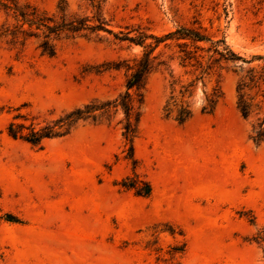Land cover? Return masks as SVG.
Here are the masks:
<instances>
[{"label": "rangeland", "instance_id": "374dc122", "mask_svg": "<svg viewBox=\"0 0 264 264\" xmlns=\"http://www.w3.org/2000/svg\"><path fill=\"white\" fill-rule=\"evenodd\" d=\"M14 4L99 15L112 33L61 37L51 57L35 37L0 38V264H264V141L251 139L264 130V0H0V28ZM137 26L208 40L154 50L165 64L147 76L132 155L120 111L41 147L8 133L123 92L126 69L110 66L143 47L113 33ZM179 44L199 47L185 66Z\"/></svg>", "mask_w": 264, "mask_h": 264}, {"label": "trees", "instance_id": "16d2710c", "mask_svg": "<svg viewBox=\"0 0 264 264\" xmlns=\"http://www.w3.org/2000/svg\"><path fill=\"white\" fill-rule=\"evenodd\" d=\"M93 1L94 0H92V3ZM12 9V16L15 22L12 25L2 26L0 28V38L9 37L10 42L13 44L18 43L22 46L25 40L35 37L38 39L37 47L40 49L41 54L50 57L56 52L55 40L61 37L98 36L101 31L112 33L111 30L106 27V23L101 16H67L65 7L60 5L57 6L60 13L57 19L53 15H48L46 12L30 4H14ZM113 35L118 41L138 44L143 47L141 55L134 58L132 62L125 59L123 61L114 62L112 66H110L115 69L125 67L127 73L123 92L110 100H91L82 106H78L64 113L53 121L46 123L39 129L31 127L25 134L13 130L14 124L10 123L8 126V133L14 137L19 136L33 146L41 147L44 138L67 134L79 121L90 120L92 122H99L103 119L109 120L112 115L120 111L122 113V119L119 123H121L122 136L129 144V155H132V140L136 134L137 124L141 115L140 105L143 100L147 76L157 66L165 64L163 60H158L160 53L153 54L154 50L161 43H163L165 47H169L170 43H167V40L174 42L178 40H189L191 44H196L201 41H206L208 38L199 30L187 27H178L174 31L166 32L158 36L149 32L146 28L137 26L136 28H126V31L113 33ZM185 45L186 44L183 43V46ZM178 46L181 48L179 50V52H181L179 55L181 65L185 66L187 65L186 60L197 57L194 55V52L199 49L198 46L194 45L195 50L193 53L182 48V44ZM213 51H216V49H213ZM172 58L173 57H170V59ZM186 91L187 88L181 86L179 90L181 97H184ZM190 95L189 92L187 96ZM208 104L212 108L214 102L209 100ZM238 108L244 117L248 115V105L245 101L239 100ZM204 109L205 107H203V110ZM176 111L175 119L179 123L186 121L191 116V109L187 101L182 102ZM251 139L256 144L264 141V130L260 125ZM145 185V190H139L140 192H138L147 195L150 193L151 188L148 184Z\"/></svg>", "mask_w": 264, "mask_h": 264}]
</instances>
